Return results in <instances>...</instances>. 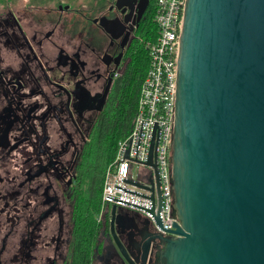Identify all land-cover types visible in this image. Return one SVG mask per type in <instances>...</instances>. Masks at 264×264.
I'll use <instances>...</instances> for the list:
<instances>
[{
  "label": "flooded vegetation",
  "instance_id": "1",
  "mask_svg": "<svg viewBox=\"0 0 264 264\" xmlns=\"http://www.w3.org/2000/svg\"><path fill=\"white\" fill-rule=\"evenodd\" d=\"M152 4L0 0V264H130L111 210L93 223L84 203L87 158L128 111L125 81ZM114 231L140 264H158L145 215L121 209Z\"/></svg>",
  "mask_w": 264,
  "mask_h": 264
},
{
  "label": "water",
  "instance_id": "2",
  "mask_svg": "<svg viewBox=\"0 0 264 264\" xmlns=\"http://www.w3.org/2000/svg\"><path fill=\"white\" fill-rule=\"evenodd\" d=\"M152 155L158 264H264V0L186 2L170 157L177 222L166 234ZM107 209L122 256L140 264L114 231L124 208Z\"/></svg>",
  "mask_w": 264,
  "mask_h": 264
},
{
  "label": "built area",
  "instance_id": "3",
  "mask_svg": "<svg viewBox=\"0 0 264 264\" xmlns=\"http://www.w3.org/2000/svg\"><path fill=\"white\" fill-rule=\"evenodd\" d=\"M187 0H156L153 22L157 36L144 41L149 67L141 85L137 110L129 134L118 142L108 166L102 191L101 210L118 206L145 215L156 227L160 183V216L164 230L173 228L171 146L175 125L178 59ZM154 189V192H152ZM155 197V201L151 197ZM154 208V215L149 212Z\"/></svg>",
  "mask_w": 264,
  "mask_h": 264
},
{
  "label": "trees",
  "instance_id": "4",
  "mask_svg": "<svg viewBox=\"0 0 264 264\" xmlns=\"http://www.w3.org/2000/svg\"><path fill=\"white\" fill-rule=\"evenodd\" d=\"M152 1L153 4L148 24H146L141 30V35L139 37L140 41L137 43L136 52L134 54V63L129 70L128 78L125 81V84L128 85V90L126 92V100L129 106L128 111L123 115H116L109 120L108 126L104 127L103 131L100 133L97 147L89 153L87 158L89 186L84 203L91 209L90 212L93 216V223H96V217L101 209L102 191L106 170L114 160L118 142L123 140L132 128L141 85L146 77L149 67V58L148 53L144 48V41L152 40L157 36V28L153 22L156 0ZM92 220L89 221L87 226L89 230L94 233L96 232V228L92 224Z\"/></svg>",
  "mask_w": 264,
  "mask_h": 264
},
{
  "label": "rangeland",
  "instance_id": "5",
  "mask_svg": "<svg viewBox=\"0 0 264 264\" xmlns=\"http://www.w3.org/2000/svg\"><path fill=\"white\" fill-rule=\"evenodd\" d=\"M7 0H1V3H6ZM15 1V0H14ZM39 1V0H37ZM67 3H73L75 6L76 5H80V4H83L84 3H87V1H94V0H65ZM109 0H107L108 2Z\"/></svg>",
  "mask_w": 264,
  "mask_h": 264
}]
</instances>
